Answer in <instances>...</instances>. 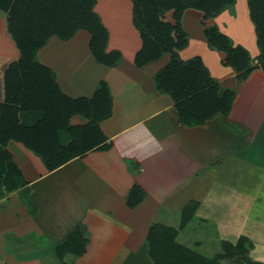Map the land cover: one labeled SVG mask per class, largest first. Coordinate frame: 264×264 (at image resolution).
<instances>
[{
	"label": "crops",
	"instance_id": "crops-1",
	"mask_svg": "<svg viewBox=\"0 0 264 264\" xmlns=\"http://www.w3.org/2000/svg\"><path fill=\"white\" fill-rule=\"evenodd\" d=\"M110 37L109 33L108 46L121 49L122 53L116 67H104L93 60L88 49L89 35L84 31H78L68 41L52 37L36 53V60L52 70L62 92L70 98H90L99 82H106L112 108L99 127L109 148L89 151L48 171L21 142H7L5 148L20 169L25 185L0 198L3 264H61L53 248L78 225L84 227L88 243L83 255L67 257L70 264H150L147 252L140 247L145 244L152 222L178 229V217L186 205L199 198L206 204L218 195L219 190L211 191L213 182L225 190L230 181L236 185L232 188L241 190L232 175H220L228 158L250 161L257 182L252 195L264 192V76L256 73L242 82L231 69L222 77L209 70L222 88L236 91L231 113L228 117L216 116L204 125L184 126L171 99L155 89L153 75L160 61L143 69L134 66V54L141 46L137 31L129 33L130 48L126 52L121 43L112 42ZM77 43L82 46L78 51L75 48L73 58L64 55L62 62L66 44L78 46ZM17 56L0 17V77ZM39 117L35 111L19 115L26 125H32ZM86 122L81 115L70 118L72 125ZM64 140L65 144L70 142ZM198 182L207 187L206 191L200 189L202 196L195 192ZM134 184L145 195L136 208L130 209L126 196ZM198 207L196 213L200 211L201 206ZM124 212L130 217L132 214L133 222L124 220ZM173 216L178 221L175 225L168 223ZM262 220L264 217H255V222ZM186 228L179 229L176 239L190 248L181 240Z\"/></svg>",
	"mask_w": 264,
	"mask_h": 264
},
{
	"label": "trees",
	"instance_id": "trees-1",
	"mask_svg": "<svg viewBox=\"0 0 264 264\" xmlns=\"http://www.w3.org/2000/svg\"><path fill=\"white\" fill-rule=\"evenodd\" d=\"M130 2L132 26L141 42L134 54V66L143 69L168 55L167 62L154 73L153 83L158 93L171 99L180 124L191 127L204 125L216 116L228 117L236 97L234 89L222 88L212 77L200 56L181 58L180 52L189 45V34L181 22L186 10L202 14L204 41L223 55V64L232 69L239 81H248L256 73L264 76V0H247L258 48L254 58L217 25L204 23L228 9L235 0ZM95 4L96 0H0V17L18 51L17 58L5 66L0 77V198L25 185L20 169L5 148L9 140L21 142L41 159L48 171L89 151L109 148L99 127L112 108L106 82H99L90 98H70L62 92L52 70L36 60V53L50 38L68 41L78 31H85L93 60L104 67H116L122 53L106 50L109 31L94 11ZM166 13H170L172 21L166 18ZM28 111L40 113L32 125L22 123L19 118ZM74 115L83 116L86 124H70ZM64 138L70 142L65 144ZM144 195L134 184L126 196L127 207L136 208ZM198 205L192 201L182 209L178 229L160 223L149 225L144 240L152 264H219L220 260L231 257H238L237 264H256L245 257L244 237L236 245L223 242L224 253L213 258L177 241L179 229L191 220ZM87 243L85 229L78 225L54 246L53 252L61 264H70L67 257L83 255ZM0 264H3L1 260Z\"/></svg>",
	"mask_w": 264,
	"mask_h": 264
},
{
	"label": "rangeland",
	"instance_id": "rangeland-1",
	"mask_svg": "<svg viewBox=\"0 0 264 264\" xmlns=\"http://www.w3.org/2000/svg\"><path fill=\"white\" fill-rule=\"evenodd\" d=\"M94 11L100 16L102 23L112 35V38L110 37L111 41L121 43L125 52L127 49L129 50V33L136 31L131 22L132 5L130 0H96ZM166 18L171 20L170 13H166ZM183 21H185L183 26L189 34V45L181 52V58L188 59L193 56H200L205 66L214 76L222 77L227 75L228 70L231 68L223 64V55L211 46H208L203 39L201 34L204 27L201 23L202 14L194 10H186L182 17V24ZM204 23L206 26L217 25L223 33L230 37L233 43L243 46L250 55L258 52L253 24L249 19L247 0H235V3L228 9L216 17L205 20ZM77 44L78 46H68L66 44L67 48L64 50V53H60L62 62L64 55L73 58L75 48L78 51L82 46L81 43ZM114 49L119 50L112 45H107V51ZM57 51L60 52L59 49ZM125 54L128 55V53ZM126 58L128 57L126 56ZM167 60L168 55H164L160 62L156 64L158 69ZM130 88L133 89V87ZM166 98L170 100L168 96ZM261 137H264V134ZM247 162L250 163V161L244 158H228L224 161L226 166L221 170L220 175H232L230 177L234 178V182H237L241 190L232 188L235 183L230 181L227 182L225 190L219 189L216 186V182H211V191L217 192L219 190L218 195L212 201H207L206 204L202 198H199L197 202L201 206L200 211L196 213V209L194 214L197 215L195 218L193 217L194 221L192 222L193 219H191L189 222L193 223L192 225L186 224L187 228L185 230L188 233L182 234L184 237L181 240L185 243L187 242L190 248L207 258H213L218 253H224V249L222 248L223 242L236 245L240 237H244L247 240V242H244L246 249L245 257L251 263L264 264V220L255 222V217L258 219L264 217V192L257 193V196L252 195L255 193L257 182L255 173L252 172L254 165L252 163L250 165ZM79 173L85 172L81 171ZM197 186L199 188H196L195 192H197V195L202 196L200 189L203 188L206 191L207 187L205 184L203 186L201 182H198ZM239 191L243 192V194ZM121 215L125 218L124 220L133 222L132 214L131 217L128 212H124ZM179 218H181V215L178 217V221ZM168 221L169 224L175 225L178 223L177 217L174 216L168 218ZM249 243L251 246H249ZM143 245L140 247L141 251L148 252L146 242ZM146 256L149 259L148 254ZM237 258L223 259L219 261V264H237ZM66 261L68 260L66 259ZM149 262L152 264L151 261ZM119 264H138V262L126 261L119 262Z\"/></svg>",
	"mask_w": 264,
	"mask_h": 264
}]
</instances>
